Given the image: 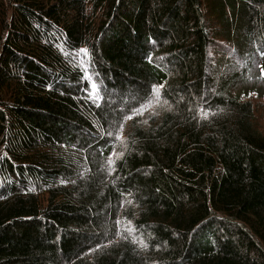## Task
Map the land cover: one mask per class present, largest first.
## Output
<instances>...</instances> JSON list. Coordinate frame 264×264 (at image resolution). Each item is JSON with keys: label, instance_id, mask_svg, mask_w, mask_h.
Masks as SVG:
<instances>
[{"label": "trees", "instance_id": "obj_1", "mask_svg": "<svg viewBox=\"0 0 264 264\" xmlns=\"http://www.w3.org/2000/svg\"><path fill=\"white\" fill-rule=\"evenodd\" d=\"M262 51L264 0H0V264H264Z\"/></svg>", "mask_w": 264, "mask_h": 264}, {"label": "snow or ice", "instance_id": "obj_2", "mask_svg": "<svg viewBox=\"0 0 264 264\" xmlns=\"http://www.w3.org/2000/svg\"><path fill=\"white\" fill-rule=\"evenodd\" d=\"M74 55L77 59H80L82 60L85 64L88 63L89 59H90V53L88 51L87 48H79L78 50H75L74 52ZM261 56H264V51H262L260 53ZM149 62H151V58L149 57ZM83 77H85V80H84V83L86 84V88H85V93L86 95L90 98V99H93V101H95L96 98L99 97V88H98V85L95 83V82H92V83H88L87 82V77L89 76V72L88 71H85L81 74ZM261 76L264 77V68H261ZM164 87L163 84H156V85H152V91L153 93L156 94V98L159 99V95H160V90H162ZM148 103L150 104L151 101H148ZM97 107H99V105H97ZM145 109V105L144 104H140V106L137 108V107H132L131 108V115H127L125 116L124 118L127 119V120H132L134 119L135 116L139 115L143 110ZM123 127V125L121 124V128ZM107 136L111 137L113 135L112 132H107L106 133ZM117 140H120L121 137L119 134L116 135L115 137ZM116 155L115 152H110L108 154V160H107V163H108V168H109V171H108V175H112V172L114 171V161H113V157ZM61 183H65V181H61ZM74 183V181H73ZM128 195L130 196L131 193H128ZM128 203H131V201L129 200ZM117 225H119V221L116 222ZM147 245H145L146 247ZM97 248H100V245L97 244L96 245ZM91 251V249H89Z\"/></svg>", "mask_w": 264, "mask_h": 264}, {"label": "rangeland", "instance_id": "obj_3", "mask_svg": "<svg viewBox=\"0 0 264 264\" xmlns=\"http://www.w3.org/2000/svg\"><path fill=\"white\" fill-rule=\"evenodd\" d=\"M262 114L264 115V108L262 109ZM262 125L264 127V118L262 119Z\"/></svg>", "mask_w": 264, "mask_h": 264}]
</instances>
